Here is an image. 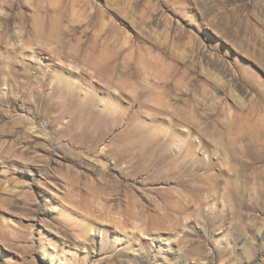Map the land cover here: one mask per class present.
I'll use <instances>...</instances> for the list:
<instances>
[{
    "label": "rangeland",
    "instance_id": "1",
    "mask_svg": "<svg viewBox=\"0 0 264 264\" xmlns=\"http://www.w3.org/2000/svg\"><path fill=\"white\" fill-rule=\"evenodd\" d=\"M0 45L53 75L0 82V264H264V209L187 194L170 164L194 151L264 205V159L229 160L264 155V0H0ZM177 191L193 210L164 227L145 208Z\"/></svg>",
    "mask_w": 264,
    "mask_h": 264
},
{
    "label": "bare ground",
    "instance_id": "2",
    "mask_svg": "<svg viewBox=\"0 0 264 264\" xmlns=\"http://www.w3.org/2000/svg\"><path fill=\"white\" fill-rule=\"evenodd\" d=\"M15 4H17V3H15ZM4 16H3V18H4ZM5 18H6V16H5ZM9 19L10 18H8V20ZM54 31H55V29L53 28L51 32H54ZM11 53H13V52H11ZM14 53H16V52H14ZM18 56H17V54H12V56L11 57L9 56L8 59H7V57H4L3 58L4 62L0 61V82L2 83V81H4V82H6L7 85H11L13 88L14 87L19 88V89L25 88L26 91H30V92H35L37 90H43V86L45 84L49 83L48 81L51 78H53L52 71L49 69L45 70V69H39L36 67L32 68L33 65L28 67L27 64L22 63L20 61L17 62L18 64L21 63L20 69H16L14 67L15 62H13V59L17 60L19 58ZM9 59L11 61H7ZM1 62H3V64ZM27 68H31V69L28 70ZM67 79H69V78H67ZM67 81H69V80H67ZM55 82H56V80H55ZM56 83H54V84H56ZM169 86H170V84H169ZM36 101H37V99H36ZM240 127H242V124H240L238 126V131H240ZM34 131H35V129H34ZM35 133H37V132H35ZM35 135H37V134H35ZM157 141H159V140H157ZM92 143H94V145H96V142H92ZM231 144L234 146L233 143H231ZM261 148H262V145H261ZM187 149H189V148H187ZM236 153L235 154L233 153L229 157V160H230V162L231 161L238 162L240 164V166H242V168L253 167L259 161L264 159V155H263V157L262 156H252L251 161H247V160H244L242 157L237 156ZM247 153H249V151H247ZM156 154H157L156 152H153V155H156ZM224 154H225V151H224ZM230 154H231V152H230ZM226 156L228 157V155H226ZM226 156L224 157V159L226 158ZM123 157L125 158V160L128 158L126 154H123ZM167 158H168L167 156H161L156 161V165L164 164V162L167 160ZM198 161H199V157L195 155L194 151H193V153H191L190 151H186L183 154H180L178 156L176 155L175 158L170 161V164H172V165L175 164V166H177V168H178V170L174 173L173 178L177 180L176 181L177 184L181 188H183L184 191L187 192V194L190 193L194 197H196L198 199L206 200V201L209 199H211V200L216 199V201H217L220 198L219 191L224 190V193H223L224 197L229 195L228 197H230L232 199V203H233L235 209L239 210L238 216H242V217H244V215L248 214L249 211H260V209L261 210L264 209V205L261 207L260 206L259 207L258 206L251 207L249 204H247V202L245 201V197L247 195V193L245 191L246 189L244 190L242 188V184H244V183L241 184V187L239 186V184L236 186L233 182H232L233 185L232 184L230 185V183H231L230 179H232L231 177L233 176V174H231L232 175L231 176L229 174V172H226L224 169L220 170V174H215V172H213L214 168H216L215 164H212L210 162H209L210 164H206V162H205L202 165H197ZM179 162H181L180 164H182V166H179L180 165ZM200 164H201V162H200ZM223 164L226 165L225 162H223ZM166 172L167 173L169 172V170L167 168H166ZM234 177H236V176H234ZM237 178H238V176H237ZM234 180H236V179L234 178ZM234 180L232 179L231 181H234ZM239 182H240V180H239ZM118 185H119V182L117 181V179L113 180V181L106 180V181L99 183V191L102 193L103 192H107L110 194L115 193V199L114 200L116 202L119 201V202L123 203L124 201L121 199V196L127 195V187H125L126 189L120 190L119 188H121V187ZM177 192H178L177 196L173 195L170 200L163 201L164 202L163 206H161L156 201H150L149 205L145 208L148 212L157 213L160 221L162 220L161 225L164 227H165L166 218H170L171 216H176V214L187 213V212L193 210L192 203L189 200V196L185 195V197L183 198L181 191H177ZM95 195H96V192H95ZM93 206L94 205H90V207H92V209H94V207H95V206L94 207ZM126 206H127V202H126ZM94 210H96V209H94ZM161 210H164L163 214L160 213ZM232 211L234 212L233 208H232ZM169 214H170V217L168 216ZM232 214L233 213H231V215ZM175 220L178 222L179 217L175 218ZM112 257H114V256H112Z\"/></svg>",
    "mask_w": 264,
    "mask_h": 264
}]
</instances>
